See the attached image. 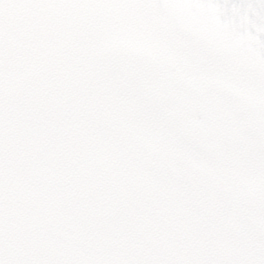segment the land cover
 Listing matches in <instances>:
<instances>
[{"label": "snow or ice", "instance_id": "6c2138e0", "mask_svg": "<svg viewBox=\"0 0 264 264\" xmlns=\"http://www.w3.org/2000/svg\"><path fill=\"white\" fill-rule=\"evenodd\" d=\"M0 264H264V0H0Z\"/></svg>", "mask_w": 264, "mask_h": 264}]
</instances>
